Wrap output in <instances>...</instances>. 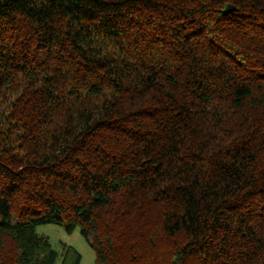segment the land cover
<instances>
[{"label": "trees", "instance_id": "16d2710c", "mask_svg": "<svg viewBox=\"0 0 264 264\" xmlns=\"http://www.w3.org/2000/svg\"><path fill=\"white\" fill-rule=\"evenodd\" d=\"M46 224L264 264V0H0V264H79Z\"/></svg>", "mask_w": 264, "mask_h": 264}, {"label": "rangeland", "instance_id": "374dc122", "mask_svg": "<svg viewBox=\"0 0 264 264\" xmlns=\"http://www.w3.org/2000/svg\"><path fill=\"white\" fill-rule=\"evenodd\" d=\"M35 231L38 235L47 237L51 248L59 255L62 252V245L70 246L74 248L81 256L79 264H94L95 253L90 247L89 243L84 238H82L78 229L71 233H67L60 226L46 224L37 226ZM55 264H61L60 256L58 257Z\"/></svg>", "mask_w": 264, "mask_h": 264}, {"label": "water", "instance_id": "95a60500", "mask_svg": "<svg viewBox=\"0 0 264 264\" xmlns=\"http://www.w3.org/2000/svg\"><path fill=\"white\" fill-rule=\"evenodd\" d=\"M231 10V9H230Z\"/></svg>", "mask_w": 264, "mask_h": 264}]
</instances>
